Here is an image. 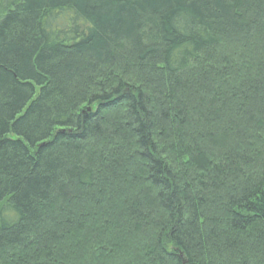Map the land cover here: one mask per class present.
<instances>
[{
  "label": "trees",
  "instance_id": "1",
  "mask_svg": "<svg viewBox=\"0 0 264 264\" xmlns=\"http://www.w3.org/2000/svg\"><path fill=\"white\" fill-rule=\"evenodd\" d=\"M0 264H264V0H0Z\"/></svg>",
  "mask_w": 264,
  "mask_h": 264
}]
</instances>
